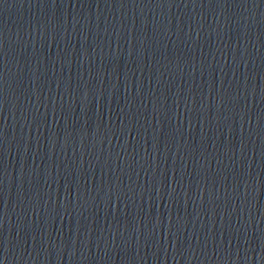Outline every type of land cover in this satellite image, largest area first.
<instances>
[{"label": "water", "instance_id": "95a60500", "mask_svg": "<svg viewBox=\"0 0 264 264\" xmlns=\"http://www.w3.org/2000/svg\"><path fill=\"white\" fill-rule=\"evenodd\" d=\"M0 264H264V0H0Z\"/></svg>", "mask_w": 264, "mask_h": 264}]
</instances>
